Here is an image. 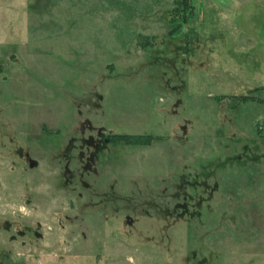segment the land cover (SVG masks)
<instances>
[{
  "label": "rangeland",
  "instance_id": "rangeland-1",
  "mask_svg": "<svg viewBox=\"0 0 264 264\" xmlns=\"http://www.w3.org/2000/svg\"><path fill=\"white\" fill-rule=\"evenodd\" d=\"M0 264H264V0H0Z\"/></svg>",
  "mask_w": 264,
  "mask_h": 264
},
{
  "label": "trees",
  "instance_id": "trees-1",
  "mask_svg": "<svg viewBox=\"0 0 264 264\" xmlns=\"http://www.w3.org/2000/svg\"><path fill=\"white\" fill-rule=\"evenodd\" d=\"M152 138H155V139H161L160 136H154V137H152Z\"/></svg>",
  "mask_w": 264,
  "mask_h": 264
}]
</instances>
